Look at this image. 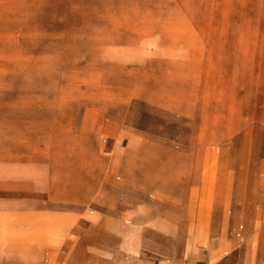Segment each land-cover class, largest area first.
I'll return each instance as SVG.
<instances>
[{
  "label": "rangeland",
  "instance_id": "1",
  "mask_svg": "<svg viewBox=\"0 0 264 264\" xmlns=\"http://www.w3.org/2000/svg\"><path fill=\"white\" fill-rule=\"evenodd\" d=\"M153 222L139 256L234 264L264 228V0H0V264Z\"/></svg>",
  "mask_w": 264,
  "mask_h": 264
},
{
  "label": "crops",
  "instance_id": "2",
  "mask_svg": "<svg viewBox=\"0 0 264 264\" xmlns=\"http://www.w3.org/2000/svg\"><path fill=\"white\" fill-rule=\"evenodd\" d=\"M103 194L102 199H107L108 201H110L109 199L116 198L120 200L127 199V196H120V192L104 191ZM121 209L118 208L117 210L123 214L124 212ZM91 226V230L99 232L119 234L122 231L121 223L111 221ZM163 229L168 231L159 222H153L148 226L137 224L127 230L128 234L123 241L117 239L110 242L102 239H93L79 242V245L76 247L83 248V250L76 251V254H79L83 259V264H234L236 262L233 247L222 245L217 237L210 238L206 246L195 247L194 245L187 253L183 252L180 256H174L171 259L143 256L144 254L139 256L140 243L138 240L141 238V233L148 231L156 233ZM243 233L245 234L246 241L242 262L244 264H263L264 250L255 252L253 249H264V228L255 231V234H252L249 228H247ZM253 235L256 238H253ZM254 254L256 255L255 261H252Z\"/></svg>",
  "mask_w": 264,
  "mask_h": 264
}]
</instances>
